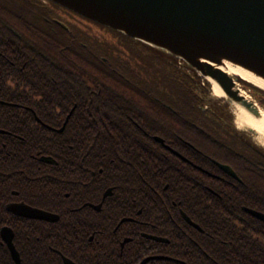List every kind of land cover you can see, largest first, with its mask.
I'll return each instance as SVG.
<instances>
[{
  "label": "trees",
  "instance_id": "obj_1",
  "mask_svg": "<svg viewBox=\"0 0 264 264\" xmlns=\"http://www.w3.org/2000/svg\"><path fill=\"white\" fill-rule=\"evenodd\" d=\"M93 23L51 1L0 0L1 190L16 173L28 201L65 216L78 191L93 201L114 187L115 217L171 239L137 233L126 248L190 250L178 254L189 264H264V221L245 210L264 213V146L175 56L98 24L114 33L101 38ZM238 81L264 108V90ZM134 225L124 223L125 235Z\"/></svg>",
  "mask_w": 264,
  "mask_h": 264
},
{
  "label": "water",
  "instance_id": "obj_2",
  "mask_svg": "<svg viewBox=\"0 0 264 264\" xmlns=\"http://www.w3.org/2000/svg\"><path fill=\"white\" fill-rule=\"evenodd\" d=\"M50 1L182 59L192 73L197 72L211 84L213 81L217 82L224 92L223 100L237 107L242 106L254 118L261 117L258 101L247 94L249 99L239 86L242 83L238 78H244L228 73L219 65L229 61L264 80V0ZM61 24L65 26L64 23ZM250 93L252 94L251 91ZM245 131H248L253 139L254 136L264 138V135L253 127H248ZM155 140L165 145L162 137L155 136ZM254 141L256 142L255 139ZM165 146L182 157L170 146ZM215 162L225 173L239 179L230 165ZM13 206L10 205L9 208L12 209ZM245 210L264 221L263 212L252 208ZM21 213L30 218L48 221H56L59 218L56 214L27 205ZM183 216L188 223L201 229L184 212ZM145 236L168 242L164 237L149 234ZM151 258L155 257H146L141 264H146Z\"/></svg>",
  "mask_w": 264,
  "mask_h": 264
},
{
  "label": "flooded vegetation",
  "instance_id": "obj_3",
  "mask_svg": "<svg viewBox=\"0 0 264 264\" xmlns=\"http://www.w3.org/2000/svg\"><path fill=\"white\" fill-rule=\"evenodd\" d=\"M18 179L16 173L12 174V183L7 193L1 190L0 184V264H141L146 257H155L147 262L153 261V264H189L178 254L190 250L156 245L143 256L142 248H126L129 242L137 238V233L142 236L146 233L139 229L138 218L114 216L115 202L109 199L114 187H107L101 198L93 201L80 200L78 191L77 199L62 209L65 215L62 216L58 210L46 209L28 201L26 194L29 191L26 187L20 188ZM80 187L77 183L76 188L79 190ZM10 205H14L12 209L9 208ZM25 205L51 212L59 218L48 221L27 217L21 213ZM140 212L139 210L137 214ZM86 218L90 224L88 228H83L81 223L86 222ZM183 219L186 221L184 217ZM128 221L135 224L134 235L131 236L125 235L123 227ZM156 227L158 231L161 230L160 220ZM152 235L168 239V242L156 241L159 244L171 241L166 235ZM198 251L204 253L205 260L207 251Z\"/></svg>",
  "mask_w": 264,
  "mask_h": 264
},
{
  "label": "bare ground",
  "instance_id": "obj_4",
  "mask_svg": "<svg viewBox=\"0 0 264 264\" xmlns=\"http://www.w3.org/2000/svg\"><path fill=\"white\" fill-rule=\"evenodd\" d=\"M97 24H99V23H97ZM219 67L221 69L227 71L230 74H238V75L242 76L244 79H246V80H248V81H250V82H252V83L256 84L257 86H260V87H262L264 89V80L262 78L257 77L253 73L245 70L244 68H242L240 66H237V65H235V64H233V63H231L229 61H225L222 65H219ZM213 82H214L213 83V85H214L213 86L214 87V93L216 95H218V96L224 95V92H223L222 88L219 86V84L217 82H215V81H213ZM237 108H238L237 112H236V123H237V126L240 129L246 128V127L247 128L248 127H253L255 129H257L258 131H260L262 133V135H264V110L262 108H260V116L261 117L254 118L242 106H238Z\"/></svg>",
  "mask_w": 264,
  "mask_h": 264
},
{
  "label": "rangeland",
  "instance_id": "obj_5",
  "mask_svg": "<svg viewBox=\"0 0 264 264\" xmlns=\"http://www.w3.org/2000/svg\"><path fill=\"white\" fill-rule=\"evenodd\" d=\"M83 20V19H82ZM92 26H93V28L95 29L94 31H97V32H100V33H98L99 35H101L100 37L101 38H103V36H108V35H110V34H114V33H111L109 30H107L106 28H103L102 26H100V25H98V24H95V23H93L92 24ZM150 47V46H149ZM105 51V50H104ZM104 51H101L100 50V52H102L104 55H106V56H110V54H109V51H108V53L107 52H104ZM105 59H107L106 57H104ZM232 75H235V74H232ZM245 92H246V95L248 94L250 97H252V98H254L253 96H252V94L250 93V91L249 90H246L242 85H239ZM244 93V92H243ZM211 95H212V97L213 98H221V99H225V97L223 96V95H220V96H218V95H216L215 93H214V87H213V83H212V87H211ZM247 95V96H248ZM248 96V97H249ZM230 109H231V111H232V113H233V115H234V117H235V123H236V112H237V106L236 105H234V104H230ZM264 110V109H263ZM236 125H237V123H236ZM242 129H244V130H247L248 128L246 127V128H242ZM254 139L256 140V142H258L259 144H261V145H264V138H262V137H260V136H254ZM262 142V143H261Z\"/></svg>",
  "mask_w": 264,
  "mask_h": 264
}]
</instances>
